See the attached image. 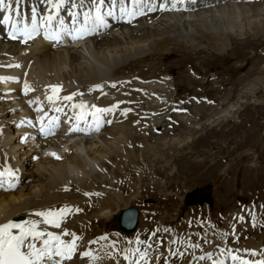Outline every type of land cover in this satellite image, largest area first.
Instances as JSON below:
<instances>
[{
  "label": "bare ground",
  "instance_id": "obj_1",
  "mask_svg": "<svg viewBox=\"0 0 264 264\" xmlns=\"http://www.w3.org/2000/svg\"><path fill=\"white\" fill-rule=\"evenodd\" d=\"M138 1L141 0H137L136 3ZM151 3H153V0ZM6 4L5 6H8ZM252 4L253 6H258L261 4V2L259 3L256 0L253 1ZM171 5L172 4H170V6ZM176 5L174 6L173 4L174 7H176ZM178 5H180L179 2ZM12 6H14V4ZM84 6H85L84 3H80L76 5L74 1L71 3V5H69V3L66 0H64V3L60 9V12L62 14L69 11L68 19L70 18L71 20L70 27L78 26L77 23L78 20L80 22L86 20L87 22H89L88 24L89 27L93 26V29L90 28V31H93V33L91 34V37H89L92 39L87 42L81 43L80 47H76V46L66 47L57 43L56 41L54 42H52V40L43 41L40 38L30 41L27 39L24 40L22 38L13 39L10 37V33H4L0 40V72L1 70H3L9 76H13V71H17L16 68L18 67H21L23 68L24 71L27 70L29 72L27 83L17 78L15 82H13V85L7 86L5 84V86H7V89L9 88L13 90V96L15 98L17 97L20 100L22 106L25 105L24 103L25 101H27V104L32 102V100H34L33 95H36V93L43 91L45 87L47 88V91L51 93V88L49 86L61 85L62 83H66L67 81L74 80V82H77L78 84L83 86V89L81 87L79 89L73 87L69 88L68 90L69 93L74 94V92H76V97H74L75 99H82V101L86 105H91V106L95 105L96 108L111 109V111L105 113H98V121L100 123L98 127L100 133L98 134V136L96 135L93 138H85V139L79 136L78 140H76V138L72 140V144L69 149L71 155L66 156V158H69V160L66 163L58 164L55 161H52L48 158L44 159L42 157L37 162L32 163L31 158L32 156H34L35 152L32 151L31 149H27L24 151L25 152L24 155L27 156L25 159L23 158L20 159L19 155L16 153V151H20V148L15 147L12 134L8 132L6 133L5 139L1 140L0 138L1 141L0 166L4 158L10 154L16 158L17 164L21 167V171H22L21 173L18 174V176H13L8 173L3 174L4 179H12L17 183V185H20V187L16 189L15 192H10L7 193L6 195L0 194V224L9 222L11 218L22 216L23 217L22 222H12V221L11 222L15 224H24L27 221H35L37 222L38 227L43 228V230L41 231L42 233L45 234L51 233L53 235L59 236L61 240L64 241L65 243H70L73 239V236L71 234H75V236L78 237V239L76 240V249H81L83 251L82 253L89 252L90 256H84L87 259L85 258L86 260H83V258L79 257L80 254H77L78 256L75 255V257L77 256V258L73 256L74 259L73 257H71L72 259H69L68 261L61 260L60 264H131V260L129 258L121 259L120 261V259L117 256H114L113 251H115V248L117 249L121 248L120 250H117L118 253H120L121 251H127L126 255L129 250V255L132 254L135 258H137V261L133 264H137L138 262L137 253L142 248L141 245L134 244L135 246H132L130 249L128 246L127 248H125L124 246L121 245V242H119L120 240L116 238V235L115 237L106 236L103 235L104 232H102L101 230L103 229L104 226H105V230L107 229V225L105 224L111 221V219L116 215V213L120 209L123 210V208H127L131 206L133 203L138 202L137 186L139 185V183H141L144 180L143 173L145 169L143 170V166H145L146 160L152 162L153 164L152 166H154V170H152V173L155 177H158L159 175L162 174L161 172L162 169L168 170V168H170V166L172 165L169 161H167L165 164H163V166L161 165L162 166L161 170L157 169L155 165L157 166L160 157H156L157 156L156 151L151 150V153L149 154L148 150L147 151L143 150L144 144L148 142H152L154 139H156L158 135L157 133H155L156 131H154L151 126H155V129L157 127L160 128L161 126L158 125V122H154L153 124L147 123L141 117L142 114L140 112V109L143 110L149 109L153 112L154 115H161V113L163 112L164 113L170 112V109L165 107L162 110L155 101L151 100L150 102V99H147V97H145L146 99L142 98L141 96L143 95L138 93L136 97H132V99L134 100L133 105L129 106L126 103L128 101L127 98L128 93L127 95H125L126 88L121 87V85L127 83L125 85L130 84L131 87L134 86L135 88H138L139 86L136 84L135 80L139 79V76L143 79H153V77L157 75L158 69L156 70V68L149 66L150 64L153 65V63H151L150 60H154V57H158V56H161L163 58L164 55L177 59V62L175 64H180L175 70L176 71L175 74L177 75L179 79L178 82L180 84L189 83L190 81H194L193 83H195L197 81L196 79L199 76L197 75L196 78L194 79L190 75H186V72L184 70L185 67L181 66L184 65L185 63H183L182 61L178 63L180 59L175 57L180 55L179 57H184V59H186V55L184 56L183 54L188 53L189 51L187 50L192 49L191 45L189 44V40L191 39L190 37L195 38V40H197L200 44H204V47L209 51L211 50V52L214 54L218 55L227 52L229 50L228 46L229 44H231L232 37L231 34L229 35L228 33L225 32V29H223L224 31L221 29L224 28L222 27V24L224 22H231L233 20L232 15L237 11L239 12L240 9H244L245 7L248 8L250 6V1L245 3L240 2V4L219 9L217 16L211 14V10L199 11V12L193 11V14L177 15V16L173 15V16H169L168 19H164V20L162 19L157 21V15H156L155 18L150 17L148 19H145L144 22H141L139 25L141 26V28H139L138 30L128 29L127 27H130V25H128L126 18L119 19L115 17V19L112 21L113 27L119 28L120 33L119 34L111 33L112 35L111 37L108 35V33H106L104 36L101 37V34L99 32V26L96 25V22L91 17H88L83 13V9L85 8ZM181 6H178L180 7L179 9L182 8ZM35 9L38 11V14L43 17L45 12L47 15L49 14L52 16L58 11L59 8L53 10V4L51 5V7H49V0H19V9L17 14L24 15V13L30 12L32 10L36 11ZM170 9L171 8H169V11L171 12ZM173 9L174 8L172 7V10ZM260 10L263 11L259 14L261 16L260 20L255 21L251 24L254 25L257 28V30L262 31L261 29H264V10L263 9ZM55 17H58V15H56ZM170 18L176 19L177 21L170 23ZM132 19L133 21L136 20L135 17H133ZM209 27L211 29L216 30V33L209 34L206 31L209 29ZM24 29H26L25 26ZM62 30L66 32L65 33L62 31V37L64 38L66 37V34L69 35L73 32L72 28L67 29L64 26L62 27ZM138 32L140 33L138 34ZM257 35L259 34L257 33ZM188 37L190 39H187ZM78 41L80 43L83 41V39L80 38ZM17 43L19 45H17ZM74 44H76V42ZM175 52H177V54L171 55ZM135 61H140V63L141 62L145 63L146 61L149 62L147 66L144 65L133 66L137 68L139 67V71L142 72L141 75L140 72L137 74V71L129 72L130 74L124 75L122 77L120 76L117 77L115 75L116 69L118 67H121L123 64L133 65V62ZM103 63L108 64V67L112 68L111 71L115 72L110 77V80L104 78L106 77L104 76V74L106 75V72H104L103 69H100L103 66L106 67L105 65H103ZM171 63L173 62H170V64ZM23 70L20 71L23 72ZM134 73H136V75H133ZM33 79H37L38 82L36 85L32 84ZM7 81H12V80L6 79V83ZM212 81L214 83V79ZM217 82L219 83V81H216V83ZM250 83H251L250 85L253 84V82ZM25 84H28L30 90L28 91L25 90ZM64 85L65 84L62 85L63 88ZM164 85L165 84L163 83L162 86L164 87ZM151 86L152 88H144L143 86V89L154 90V88L156 87L155 84ZM176 88H174V90ZM156 90H158L157 87ZM80 91L82 92L91 91L92 92L91 96L93 95V97H91L92 100H88L87 97L82 96ZM160 92L153 91V96L158 95V93ZM174 96H171L172 99L173 98L179 99L178 96L176 97ZM228 98H229L228 96L223 98L222 100L223 103H225L228 100ZM54 101L60 108L65 109L68 112L65 103L62 104L58 103V99L56 97L54 98ZM202 101L205 102L203 98ZM13 106L14 105L12 104L8 96L4 94L3 90L0 89V122L2 123L0 125V128L2 129L3 132L4 129L9 130V125L6 120V113L8 112V110L10 111V109H12ZM183 108L185 109L186 112L190 113L191 106L188 102H184ZM25 110L27 111L28 114L30 113V111L27 110L26 108ZM138 110L140 113L138 112ZM52 112H56L60 115H64L67 118L71 116V113L67 114L66 112H62L60 109H58L56 105L51 107V113ZM70 112H71V108H70ZM80 113L82 112L74 113L72 115V118L76 114H80ZM171 118L172 119L168 121L169 126H167L166 128L168 135L173 133L175 131L174 129L177 126L175 116L172 115ZM111 121H115L114 125L111 124ZM96 122L97 121H95V119L93 118V116H91V114H89V112L85 113L81 119V124L84 126L85 129L88 127L89 123H91L92 125L95 124ZM17 125L18 126L21 125L25 134H29L31 136L32 130L26 126L25 118H21L20 122H17ZM36 128L41 129L40 126H36ZM24 138L25 135L20 134L17 137H15V140L17 139L23 140ZM3 148H5L6 150H3ZM159 154L160 156H166L165 152H160ZM181 157H182L181 155L178 156V158ZM95 158H101L100 161L101 163L103 160H105V162L103 163L105 169H103L100 172V173L103 172L104 175L100 176V173L96 174L97 179L94 180V183L100 189L96 190L89 188L88 189L90 190L88 192V194L90 195L89 196V195H85V193L82 191L79 185L80 181L82 180L81 178H79L80 177L79 174L81 173L82 175L83 174L88 175L92 170H94L93 168L89 169V165L97 163L96 160L98 159ZM64 164L66 165L63 166ZM30 165L36 167V170H39L38 180L36 182H39V180L42 178L43 181L41 183L46 182L45 185L41 186V183H36L35 185L31 186L30 184L31 182L27 183V180L34 178V173H31V177L25 176L23 175L24 174L23 168L30 171L29 168ZM61 165L63 166L61 169H56L58 166ZM69 166L74 167L75 174L68 173L67 169ZM205 172L206 174L208 172L214 173L215 168L208 167V169L205 170L204 173ZM243 172L242 174L244 175L246 172L245 173ZM235 173L237 177V172ZM35 174L37 176V171ZM166 179L169 180L168 177H166ZM227 179H225V181ZM129 180H131V182H128ZM69 181L72 182V184H70L72 186H67L69 185L68 183ZM134 181L135 184H133ZM229 183L230 181L228 180L226 182V188L225 189L223 188L224 190H222L223 191L222 196L224 199H227L234 195L233 193L234 190L227 188L229 186ZM29 187H30V192H27ZM143 187L146 188L145 186L140 185L139 190ZM240 187H242L243 189L244 188L243 184ZM149 188H151L152 190H156L158 188V185L152 184ZM166 188L169 189L170 186ZM245 190H247V187L245 188ZM130 191H132L131 195L133 197L130 196L127 199H125V197H122V194L128 192L130 193ZM189 192H187L184 195V197L181 198L183 199L184 206H186L185 201L191 203V198L196 200L203 198V194H194L193 196H190ZM65 208L67 209L72 208L75 210L79 209V211L73 213V210L71 209L70 212H67L64 215H58L56 217V221L59 223V227H55L53 224L44 223L43 222L44 218L35 215L36 212L59 213L61 209H65ZM92 223L99 225V226L97 225L92 226V228H94V231L91 229ZM13 231L15 232L17 230L13 229ZM64 232H68L69 235H64ZM94 232L97 233V235H92ZM204 232H205L204 237L206 239L215 238V240L219 242V237L218 235L214 234L212 228L210 229V231L209 229H205ZM223 232H224L223 230H220V233ZM246 234L247 231H244L243 229L236 231V236L238 235L240 238L245 237ZM115 240H117V243L113 245L112 243ZM251 241L253 242V240ZM34 243H36L37 247H39L41 241L39 240L34 241ZM247 246H249V243ZM86 248L89 249L87 251H84ZM258 248L260 253H264L262 252L260 246L257 247V249ZM147 251H148V256L146 258V261L142 263L150 264L153 251L151 249H146V252ZM255 254H257V252ZM226 256L224 255L223 258H226ZM250 256H254V255L250 254ZM259 256L262 258L263 255L261 256L259 254ZM55 259H59V258L57 257ZM176 259L177 257L173 259V264H177ZM220 260H221L220 264H223L224 260L222 259ZM180 263L183 264L184 263L183 260ZM199 263L201 262L199 261Z\"/></svg>",
  "mask_w": 264,
  "mask_h": 264
},
{
  "label": "rangeland",
  "instance_id": "obj_2",
  "mask_svg": "<svg viewBox=\"0 0 264 264\" xmlns=\"http://www.w3.org/2000/svg\"><path fill=\"white\" fill-rule=\"evenodd\" d=\"M17 1L18 0H4V6L3 8H0V15L4 14L5 11L6 13H10L14 8L12 5L17 3ZM154 1L159 4L163 2V0H153V2ZM209 1H207L208 3L205 1V3L208 5L205 4L199 9V11L211 10V14H214L215 16L218 15L219 9L240 4V2L245 3L250 1V6L248 8L245 7L244 9H240L239 12L237 11L232 15L233 20L231 22H224L222 24V27L224 28L221 29H225V32L229 35L231 34L232 37L231 44L228 43L229 50L223 54L221 53L222 55L214 54L211 52V50L209 51L206 49L204 44H200L197 40H195V38L189 36L191 39L189 37L187 39H190L189 44L191 45L192 49L187 50L189 52L183 54L184 56L186 55V59H184V57H179L180 55L176 56L175 58L180 59L178 63L181 61L185 64L187 63L186 65H181L185 67L183 68L186 72V75H190L194 79L197 75L199 76L195 83H193L194 81L184 84H180L178 82L179 79L175 74V70L180 64H175L177 59L164 55L163 58L158 56L154 57V60H150L153 65L150 64L149 66L156 68V70L158 69L157 75L153 77L154 81L158 83L160 87L159 90L163 91L160 92L161 94L159 93V95L155 96L157 102L159 104L173 106V113L176 115L177 120V126L174 129L175 131L168 135L166 128L169 126V117L167 115L153 117L151 116L152 114H147V109L142 110L143 112L140 110L142 114L141 117H143V119L145 118L144 120L147 123L153 124L154 122H158V125L161 126L160 128L157 127L156 129L155 126H151L158 135L152 142L145 143L143 150H148L149 154L151 153V150L156 151V157H160L157 166L154 164L157 169L161 170V167L167 161L172 164L168 170L162 169V174L158 177H155L152 173V170H154L152 162L146 160V164L143 166V170L145 169L143 173L144 180L141 183L143 186H146L148 183L149 185L156 183L158 188L156 190H152L154 192L152 194L147 191L144 192L143 188L141 190L138 188V202L133 203V205L130 206L141 211L139 223L140 229L142 228L145 231H149V228H147L146 224H150L154 230L160 231L163 234L161 236H157L156 238L149 237V240L145 242L146 245H150L155 249V254L153 256L152 252V256L153 260L158 261L156 264H173V259L175 257H177V264H182L180 263L183 260L181 258L190 252L188 247L182 248L186 247L185 243L176 239L172 246L167 248L165 246L166 242L171 238H175L177 234L182 236L183 240H185L187 244H190L193 249L192 258L189 260L192 254L188 253L185 263L183 264H188L189 261L192 264H197L198 259H201V261L211 260L213 257L211 254L212 248L210 249L209 246L204 250L199 248L200 236L201 234L203 237L205 235L204 230H202L201 233L197 232L194 234L196 239L194 242H192L191 238L188 236L187 230H183L185 226L189 225V222L192 219H200L202 225L204 223L206 227H208L206 229H209V231L211 229L210 227H212L214 234L218 235V237L220 236L219 230L224 231L223 234L227 235L228 242L223 236L221 239L227 245H224L223 243L215 246H218L219 248H222V246L225 247L224 255H227L226 258L228 264H231L233 255H239L242 253V251H252L254 248V252L259 253L261 256L263 255L262 258L264 259V253H260L259 248L257 249V247L260 246L262 252H264V29L259 31L254 25L251 24L260 20L261 16L259 14L263 12L260 9L264 10V4H262L264 3V0H257L259 3L261 2V4L258 6H253L252 4V2L256 0ZM138 2L136 5L138 7L141 6L140 9H147L152 0H141ZM178 2L180 5H178ZM168 3L166 4L169 5L167 6L168 10L166 7L160 17L157 18V21L168 19L169 16L173 15L177 16L193 14L192 9L190 11V8L187 7L188 4H186L184 7L182 2L179 0H170V2L168 0ZM5 4L8 6H5ZM170 4L172 5L170 6ZM173 4L174 6L177 4L176 7H174ZM178 6H181L183 9H179L180 7ZM172 7L174 8L173 10ZM169 8H171V12L169 11ZM185 8H188V11H185ZM176 21V19L170 18V23ZM119 31L115 30L113 33L119 34ZM206 31L209 34L216 33V30L211 29L210 27ZM139 33L140 32H138V34ZM257 33L259 35H257ZM109 36L111 37V35ZM174 54H177V52L171 55ZM170 62H173L174 64H170ZM148 63V61L145 63L135 61L133 62V65L123 64L121 67L116 69V73L111 71L112 68H109L108 64L103 63V65L106 66L105 71L106 74L109 73V77H111L113 73H115L117 77H122L125 74L128 75L130 74L129 72L134 71H137L138 74L140 72L139 67L137 68L133 66H147ZM20 68L21 67H18V72L21 76H23V72L25 74L26 71H24L23 68ZM20 70H23V72ZM141 74L142 72H140V75ZM133 75H136V73ZM104 76L106 75L104 74ZM212 78L214 79V83ZM139 79L141 78L139 77ZM216 81H219V83H216ZM249 81L253 82V84L250 85L251 83ZM163 83L165 84V88L162 86ZM151 85L153 84L144 86V88H152ZM126 86L127 85H124V88H126ZM166 87L169 91L166 89ZM174 88L176 89L174 90ZM143 91L146 90L143 89ZM127 93L128 96H131L135 95L137 92L130 89V91ZM170 95L174 97L178 96L181 100L174 102L169 98ZM226 96L229 98L225 103H223L222 100ZM202 98L205 100V102L202 101ZM184 102H188L191 106L190 113L186 112V115L184 110L180 109V105L184 104ZM160 109L163 110L164 108ZM173 113L169 112V115L172 116L174 115ZM152 118H154L153 120L155 121L151 120ZM158 152H165L166 156H160ZM180 155L182 157L178 158ZM95 159H98L96 160V165L101 163V158ZM65 165L66 164L63 166ZM63 166L61 165L54 167H57L56 169H61ZM30 167H33L34 171H31V169L29 171L23 168V175L31 177V173H34L33 179H35V173L37 171L38 176L39 170H36V167L32 165H30ZM208 167L215 168V172H208L207 174L206 172L204 173ZM235 172H237V177ZM242 172L246 173L243 175ZM151 173L153 175V177L151 176L152 179H150ZM79 175L82 179L83 175L81 173ZM102 175H104L103 172L100 173V176ZM166 177H168L169 180H167ZM225 179L227 180L225 181ZM228 180L230 181V187L228 186L227 188L231 190L233 189L234 195L224 199L222 196V190L226 188V182ZM42 181V178L39 180V182H34L30 179L27 180V183L33 182L34 184L30 183L32 186L36 183H41ZM152 181L153 183H151ZM128 182H131V180ZM45 183L46 182L41 183V186L45 185ZM141 183H139L137 187H140ZM242 184L244 187L243 189L240 187ZM244 184L246 185L247 190H245L246 187ZM87 185L90 186V183L88 182ZM207 185L210 188L212 187V204L210 206H208L206 209L194 206L189 208L184 207L183 199L181 198L184 197L187 192L195 187ZM169 186L170 188L167 189L166 187ZM86 187L87 186H84V188ZM146 189L150 190V188ZM27 192H30V187L28 188ZM129 194L131 193L128 192L124 195L127 196L125 199L132 196ZM243 195L246 198H244ZM146 200H152L153 203L145 204L144 201ZM155 206H159V209L156 210ZM155 210L158 214H154L156 212ZM120 211L121 209L118 212ZM217 222L220 227H217ZM197 224L198 228L202 227L200 226L199 220ZM107 225V234L111 236V234L117 233L115 231L116 229L112 227L110 223ZM177 229H179L178 233ZM240 229L247 231V234L243 238H240L238 235L237 238H235V232ZM155 234L157 233L154 232L151 236ZM230 234L231 237L234 236L233 240L230 239ZM115 235L116 238L119 239L118 234H113L112 237H115ZM129 239L131 238L120 235V241H122L121 245L125 248L128 246L129 249L132 246L141 245L142 248L137 253V264H146L142 262L146 261L148 256V251L146 252V249L150 248L136 242L129 244L127 242ZM250 239L253 240V242ZM116 243L117 240H115L112 244L114 245ZM122 243L128 244L124 245ZM248 243L249 246H247ZM207 244H209V242H207ZM120 249L121 248H115V251H111H113L114 256H117L118 258V254H121V259H125V257H127V259L129 258L131 260V264L137 261V258H135L132 254L129 255V250L127 255V251H121L118 253L117 250ZM141 254L144 255L142 256ZM77 256L74 257L77 258Z\"/></svg>",
  "mask_w": 264,
  "mask_h": 264
},
{
  "label": "snow or ice",
  "instance_id": "obj_3",
  "mask_svg": "<svg viewBox=\"0 0 264 264\" xmlns=\"http://www.w3.org/2000/svg\"><path fill=\"white\" fill-rule=\"evenodd\" d=\"M51 3V0H49ZM103 0H101V3ZM64 0H59L58 3L55 4L56 8H59L63 5ZM4 6V0H0V8H3ZM163 8V6H161ZM97 12L99 13V9H97ZM121 12L123 13L124 10L121 9ZM142 14V13H141ZM111 15V13H109ZM129 15H133L132 13H129ZM53 19V16H48L46 18L48 23H51ZM9 20L8 15H4V18L0 23H7ZM96 20L99 21L101 24L103 23V19L100 15H97ZM33 29L32 31H35V11H33ZM61 23H63L61 21ZM13 29H15V25H13ZM78 35L72 36L73 39L76 38H82L84 35L88 34L84 29L77 30ZM25 35H28L29 38H31V33L25 32ZM71 35V34H70ZM11 38L15 39V33H10ZM45 38H48L47 33H45ZM53 39H58V37H53ZM18 66V65H17ZM115 86V85H113ZM51 88V91L55 94L58 93L61 89L59 85H52L49 86ZM25 90H30L29 86L25 84ZM49 101H52L53 96L49 95L46 97ZM72 96H66L63 97L64 100L71 101ZM74 107L78 108H85L86 106L84 104L80 105H74ZM94 111H92L91 115L95 120H97L98 123V113H105L108 111H111V109H100L96 108L95 105L92 106ZM81 119V117H77V120ZM83 129L79 128L78 126L73 127L69 129L70 132L72 131H82ZM96 130H99L97 127ZM41 131H44L42 128ZM52 155L55 156V153ZM57 159H60L59 156H56ZM0 175H3V173H0ZM0 187H3V185H0ZM15 185H9V188H14ZM8 190V189H5ZM85 195H89L88 193H85ZM71 209H61L59 213L55 212H36L35 215L38 217L44 218L43 222L48 224H53L55 227H59V223L56 221V217L58 215H64L67 212H70ZM79 211V209H77ZM38 224L35 221H27L24 224H15L11 221L0 224V264H60L61 260L64 259H71L72 254L74 253L76 249V240L78 237L75 236V234H71L73 236V239L70 243H65L61 240L59 236L53 235L51 233H42L37 230ZM13 229L17 231H13ZM64 235H69L68 232H64ZM43 238L42 237H45ZM41 241V244L39 247H37L36 243L34 241ZM26 249V250H25ZM252 255H255V252L251 253ZM82 256H90L89 252H84L81 254ZM142 256L144 254H141ZM59 259H55V258ZM127 259V257H125ZM203 258V257H202ZM233 260H238L239 257L232 256ZM240 264H264V261H256V262H250L247 260H241Z\"/></svg>",
  "mask_w": 264,
  "mask_h": 264
},
{
  "label": "water",
  "instance_id": "obj_4",
  "mask_svg": "<svg viewBox=\"0 0 264 264\" xmlns=\"http://www.w3.org/2000/svg\"><path fill=\"white\" fill-rule=\"evenodd\" d=\"M194 194H203V198L199 199V200L191 198V201H193V202H200V203L203 202V201H206L208 203L211 202L210 193H209V187L197 188V189L193 190L189 195L193 196ZM126 215L133 216L132 212L129 211V210L128 211H124L123 213H121V215H120V226L122 228H125L128 232H132L134 230V228H135L136 222L129 221L123 226L124 217Z\"/></svg>",
  "mask_w": 264,
  "mask_h": 264
}]
</instances>
